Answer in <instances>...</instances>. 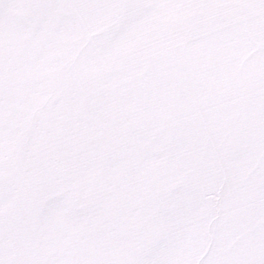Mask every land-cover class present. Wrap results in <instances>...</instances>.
<instances>
[{
    "label": "snow or ice",
    "instance_id": "obj_1",
    "mask_svg": "<svg viewBox=\"0 0 264 264\" xmlns=\"http://www.w3.org/2000/svg\"><path fill=\"white\" fill-rule=\"evenodd\" d=\"M0 264H264V0H0Z\"/></svg>",
    "mask_w": 264,
    "mask_h": 264
}]
</instances>
